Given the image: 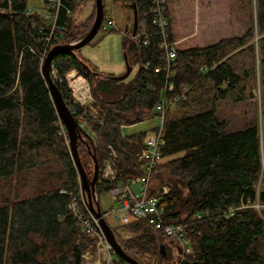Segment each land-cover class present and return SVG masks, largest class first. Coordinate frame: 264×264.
<instances>
[{"label":"trees","instance_id":"trees-1","mask_svg":"<svg viewBox=\"0 0 264 264\" xmlns=\"http://www.w3.org/2000/svg\"><path fill=\"white\" fill-rule=\"evenodd\" d=\"M130 2L136 4L139 23L145 22L150 34L147 45L129 35L135 41L125 55L132 65L133 51L140 63L133 80H116L92 70L77 50H63L52 62L55 82L76 120L84 113L97 135L95 143L86 139L89 148L79 140L78 150L83 146L98 160L99 202L113 186L144 173L137 154L147 132L127 134L124 128L154 117L163 94L172 93L168 84L173 83V93L189 88L188 98L178 104L187 107L210 81L214 92L210 108L167 115L163 157L181 155L156 168L152 179L168 183L159 206L168 223L187 224L193 252L179 255L177 264H264V87L260 103L256 101L260 118L242 128L233 129L217 104L218 98L225 99L236 89L237 99L230 100L243 99L247 88L256 86L257 59L264 85V0H167L168 39L177 49L171 75L160 47L162 36L145 16L151 0ZM28 3L0 0V264H81L95 241L82 230L71 203L76 197L81 212L88 213L81 199L85 191L42 73L48 20L28 12ZM78 4L79 0H62L56 21L62 37L49 50L83 38L92 28L96 5L95 12L76 25L73 14ZM107 20L103 18V23ZM246 51L254 61L241 76L235 66ZM73 69L88 80L96 114L72 102L67 74ZM110 146L118 155L114 182L102 177ZM231 207L233 215L226 217ZM127 225L135 236L116 237L130 256L144 264H174L162 231L142 219ZM118 261L125 264L116 254L115 264Z\"/></svg>","mask_w":264,"mask_h":264},{"label":"built area","instance_id":"built-area-1","mask_svg":"<svg viewBox=\"0 0 264 264\" xmlns=\"http://www.w3.org/2000/svg\"><path fill=\"white\" fill-rule=\"evenodd\" d=\"M46 3L49 6V11L41 16L48 20L49 32L45 37L47 42V48L41 55V62L44 63L51 43L57 41L62 37V33L57 31L56 21L58 17L59 8L62 5V0H37ZM28 12H39L38 8L28 3ZM167 0H151L150 9L145 13V16H149L151 23L157 28V32L162 36V42L160 47L166 52L167 65L166 69L168 74H172L171 68L174 64V60L177 57V49L173 42L169 38V20L166 16ZM40 13V12H39ZM69 14L71 12L69 11ZM115 25L113 19H108L106 22H102V30H107L109 26ZM100 27V28H101ZM131 37L135 40L142 41L147 45L150 42V34L145 22L139 23L135 34L131 33ZM159 70V69H158ZM52 69V73H53ZM54 80H57L55 72L53 73ZM70 86L72 89V102L79 104L80 106L87 107L90 114H96L94 112V105H87L92 99L90 95V86H87V80L76 73L70 78ZM81 79V80H80ZM173 83L167 85V89L171 94L166 92L163 94L161 100L157 103L154 111V117H157L156 127L147 133L144 144L137 154L139 162L142 164L144 173L140 176H136L128 179L126 182L119 183L110 189V193L113 201L118 206L113 209L116 213L117 219L122 224H128L133 220H146V222L153 226L156 230L162 231L166 238L168 245L174 249L176 257L179 255L185 256L186 254L193 252V246L191 238L186 234L187 224L183 222L168 223L164 218V210L159 206V197L165 194L168 190V186L164 187L161 193H152V178L156 171L157 166L162 161L163 152L162 149L165 145L164 129L166 124V118L169 112L176 108L181 100L188 98L189 88L184 86L182 92L173 93ZM90 96V97H89ZM90 108V109H89ZM93 109V110H92ZM92 110V111H91ZM78 128L82 133H85L92 139H94V132L88 125V118L86 115L80 114L78 117ZM64 131L65 127L61 125ZM94 135V136H93ZM110 157L105 162V167L102 172V177L107 181L114 182L117 178V152L110 146ZM138 184L139 189L136 191L134 185ZM84 192V190H83ZM88 213H82L80 210L79 201L76 197H73L71 208L78 220L82 230L95 241L98 247L99 258L93 260L91 258V251L86 249L83 254V260L81 264H115V251L112 244L108 241L107 236L100 224L99 218H97L92 210L88 206L86 193L81 197ZM233 215V207L225 211V216L230 217ZM201 218V215H198ZM103 256V261L101 257ZM177 264V261L173 262ZM118 264H124V262L118 261Z\"/></svg>","mask_w":264,"mask_h":264},{"label":"rangeland","instance_id":"rangeland-1","mask_svg":"<svg viewBox=\"0 0 264 264\" xmlns=\"http://www.w3.org/2000/svg\"><path fill=\"white\" fill-rule=\"evenodd\" d=\"M130 1L131 0H104V6H105L104 19H113L115 21V25L109 26L107 30L99 29L98 33L88 44L84 45L83 47L77 50L81 59H83L92 68V70L98 73H103L108 76H119L124 74L127 70L125 51L128 48V46L131 44V41H135L129 36L131 34L134 23V12H133V8L131 7L132 2ZM29 3L38 8L40 12L38 13L40 15L45 14L49 11V6L42 1L29 0ZM95 5H96L95 0H79V4L73 14L75 24L79 25L82 22L86 21V19L95 12L94 10ZM236 33H237V28L234 27L233 35ZM256 33L257 31L255 32V38L257 37ZM254 42L255 45H257L255 40ZM129 61L131 62L133 69L130 75L126 78L127 81L133 80L136 77V74L140 68V63L136 61L133 51L129 52ZM253 61H254L253 55L250 52L246 51L244 55L240 58V61L235 66L237 73L240 74L241 76H244L246 70L250 71L252 69ZM236 62L237 61L235 60V63ZM259 62H260L259 59H257L256 86L252 84L251 90L247 88L245 98L240 99L236 102L230 100V99L233 100L237 99L238 89L233 91V95H229L225 99L221 100L220 98H218L217 104L219 105L220 108V115L222 116V118H224L227 122L230 123L233 129L242 128L249 121L260 118V108L257 109L256 101L260 103L262 88L264 87V85L262 84L260 78ZM71 71H69L67 74L69 86H70L71 76H73L75 73L79 75L76 69H73ZM87 83H88L87 86L89 87L90 84L88 80ZM243 84L244 83H242V85ZM209 87L212 89L207 92V88ZM88 93H90L92 99L88 102L87 105H92V104L94 105L95 98L92 95L91 88H90V92ZM213 95H214L213 84L210 81H206L202 90H200V92L196 94V97L195 94L193 95V98H195L196 100L194 99V101H192V103L187 107L177 106L172 111V114L177 116L179 115L184 116L202 111L204 109H208L213 104L212 101ZM96 110L97 108L94 105L93 111L96 112ZM157 121H158L157 117H152L146 119L145 121L130 126H126L124 128V131L127 134L136 133V132H145V131L148 133L156 127L158 123ZM93 132L94 131L92 130V134ZM82 135L85 139H89V140L92 139L85 133H82ZM94 135L95 137L92 140L95 143L97 140V135L95 132ZM67 142L69 144L68 145L69 149L71 150L69 140ZM79 153H80L81 161L88 174V177L92 180L94 175V160L92 156L88 155L85 152V148L83 146L80 148ZM180 155L181 154H176L169 157H163L162 161L167 159H172ZM167 184H168L167 182L159 183L158 180L152 179V186L158 187L156 188L157 190L155 191V193H161V191L164 190V187L168 186ZM134 189L138 191L139 189L138 184L134 185ZM97 198H98V194H97ZM100 202H101V208H103L105 211H108V213L104 215L107 222L110 224L111 228L115 232V235L121 240L134 237L135 233L128 227V225H122V224L120 225L119 222L114 224L117 217L113 209L116 208L118 204L115 201H113L111 193L110 192L103 193L100 196ZM257 206L260 207V205ZM88 248L92 253L91 255L92 259L95 257L96 259L99 258L100 255L96 244H94L93 247L90 246ZM114 255L116 258L115 253ZM176 259H178V257H176V255H173V262H175ZM100 261H103V256L101 257ZM125 264H129V263L125 262Z\"/></svg>","mask_w":264,"mask_h":264},{"label":"water","instance_id":"water-1","mask_svg":"<svg viewBox=\"0 0 264 264\" xmlns=\"http://www.w3.org/2000/svg\"><path fill=\"white\" fill-rule=\"evenodd\" d=\"M96 2V18L94 21V24L90 31L81 39L75 41V42H69V43H64V44H57L53 46L49 52L48 55L42 64V73L44 75V78L49 86L52 99L54 101V104L56 106V110L58 112V115L60 117V120L64 127L67 130L68 137H69V142H70V148H71V155L73 157L74 163L76 165V168L79 172L81 183L83 190L86 193V197L88 200V204L94 215L99 218L100 224L107 236L108 241L112 244L113 249L115 253L121 257L125 262H128L129 264H144L141 263L140 261L136 260L132 256H130L121 246L119 241L116 238L115 232L111 228L110 224L107 222L104 213L102 212L100 202L97 198L96 194V183L98 182L99 178V163L95 155H93V160H94V175L92 180L88 177V174L84 168V165L81 161L80 154L78 151V141L82 140L86 142V139L83 137L82 133L80 132L78 128V122L67 105L59 87L57 86L53 74H52V62L54 56L63 51V50H78L79 48L83 47L84 45L88 44L98 33L101 24L103 22L104 18V1L103 0H95ZM131 7L133 8L134 12V23H133V34L136 33L138 24H139V19H138V10L137 6L135 3L131 4ZM257 34V33H256ZM258 34L257 37L255 38L256 43H258ZM125 60L127 64V70L124 74L119 75V76H111V78L116 79V80H124L126 79L133 67L130 65L128 62V59L125 55ZM81 62L90 68L85 62L81 60ZM88 148L89 144L86 142ZM264 167V166H263ZM162 251L164 252V255L166 253L165 245L161 247ZM145 264H152V263H145Z\"/></svg>","mask_w":264,"mask_h":264},{"label":"crops","instance_id":"crops-1","mask_svg":"<svg viewBox=\"0 0 264 264\" xmlns=\"http://www.w3.org/2000/svg\"><path fill=\"white\" fill-rule=\"evenodd\" d=\"M71 72H73V71H71ZM71 72H70V73H71ZM106 213H108V211H106ZM106 213H105V214H106ZM117 222H119L120 225L122 224V223L116 218V221L114 222V224L117 223ZM122 225H127V224H122ZM93 260H96V257L93 258Z\"/></svg>","mask_w":264,"mask_h":264},{"label":"flooded vegetation","instance_id":"flooded-vegetation-1","mask_svg":"<svg viewBox=\"0 0 264 264\" xmlns=\"http://www.w3.org/2000/svg\"><path fill=\"white\" fill-rule=\"evenodd\" d=\"M169 247H171V249H172V251H173V253H174V255H175V252H174V249L172 248V246L169 245Z\"/></svg>","mask_w":264,"mask_h":264},{"label":"bare ground","instance_id":"bare-ground-1","mask_svg":"<svg viewBox=\"0 0 264 264\" xmlns=\"http://www.w3.org/2000/svg\"><path fill=\"white\" fill-rule=\"evenodd\" d=\"M81 80V79H80Z\"/></svg>","mask_w":264,"mask_h":264}]
</instances>
